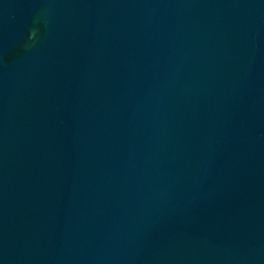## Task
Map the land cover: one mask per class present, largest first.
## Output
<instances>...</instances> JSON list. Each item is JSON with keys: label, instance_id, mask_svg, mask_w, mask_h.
Masks as SVG:
<instances>
[{"label": "water", "instance_id": "95a60500", "mask_svg": "<svg viewBox=\"0 0 264 264\" xmlns=\"http://www.w3.org/2000/svg\"><path fill=\"white\" fill-rule=\"evenodd\" d=\"M0 264H264V0H0Z\"/></svg>", "mask_w": 264, "mask_h": 264}]
</instances>
